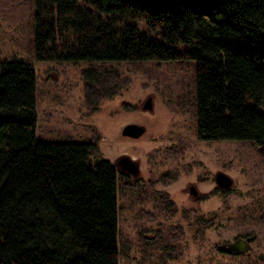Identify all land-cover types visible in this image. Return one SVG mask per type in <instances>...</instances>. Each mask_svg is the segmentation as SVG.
<instances>
[{
	"label": "trees",
	"instance_id": "1",
	"mask_svg": "<svg viewBox=\"0 0 264 264\" xmlns=\"http://www.w3.org/2000/svg\"><path fill=\"white\" fill-rule=\"evenodd\" d=\"M34 52L88 64L90 94L105 64L191 60L198 137L264 144V0H34ZM36 123L33 66L0 60V264H118L116 169Z\"/></svg>",
	"mask_w": 264,
	"mask_h": 264
},
{
	"label": "rangeland",
	"instance_id": "2",
	"mask_svg": "<svg viewBox=\"0 0 264 264\" xmlns=\"http://www.w3.org/2000/svg\"><path fill=\"white\" fill-rule=\"evenodd\" d=\"M11 59L36 72L37 139L91 143V162L116 168L118 264H264V144L198 137L195 62L108 63L116 84H94L90 94L88 64L36 61L34 0H0V60ZM127 124L146 131L123 137ZM123 157L137 176L115 167ZM217 173L232 180L228 190L216 186ZM239 238L251 239L244 254L219 250Z\"/></svg>",
	"mask_w": 264,
	"mask_h": 264
},
{
	"label": "water",
	"instance_id": "3",
	"mask_svg": "<svg viewBox=\"0 0 264 264\" xmlns=\"http://www.w3.org/2000/svg\"><path fill=\"white\" fill-rule=\"evenodd\" d=\"M142 109L144 111L150 112L153 109V105L151 103V99L148 98L144 103ZM146 129L143 126L137 124H127L121 130V135L123 137L138 139L142 137L145 133ZM119 164L122 165V169H131V174L136 173V166L132 160L127 157H123L119 160ZM129 165V167H128ZM214 182L219 189L228 190L232 186V180L223 173H217L214 177ZM191 192L195 195L194 187H192ZM251 241L250 238L247 239H236L232 243L224 244L220 247L221 252H225L230 255H241L244 254L248 249V242Z\"/></svg>",
	"mask_w": 264,
	"mask_h": 264
},
{
	"label": "flooded vegetation",
	"instance_id": "4",
	"mask_svg": "<svg viewBox=\"0 0 264 264\" xmlns=\"http://www.w3.org/2000/svg\"><path fill=\"white\" fill-rule=\"evenodd\" d=\"M120 160V159H119ZM119 160L118 161H116V163H115V167H119V169H120V173L125 177V178H129V177H135V176H137V174H138V165H137V163H135L134 161H133V163H134V166H136L137 168H136V173H134V174H131V169H122V165L121 164H119L118 162H119ZM128 167H129V165H128ZM116 169V168H115ZM116 172H117V170H116ZM118 173V172H117ZM192 187L193 186H189V188H188V193H189V195H192V197H197V191H196V189H195V187H194V191H195V195H193L192 194V192H191V189H192ZM220 249V248H219Z\"/></svg>",
	"mask_w": 264,
	"mask_h": 264
}]
</instances>
